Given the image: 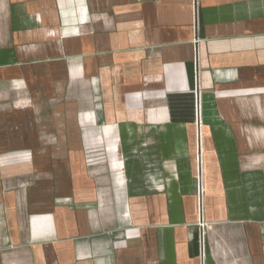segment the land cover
Returning <instances> with one entry per match:
<instances>
[{
  "label": "crops",
  "instance_id": "0c3cea01",
  "mask_svg": "<svg viewBox=\"0 0 264 264\" xmlns=\"http://www.w3.org/2000/svg\"><path fill=\"white\" fill-rule=\"evenodd\" d=\"M0 264H264V0H0Z\"/></svg>",
  "mask_w": 264,
  "mask_h": 264
},
{
  "label": "built area",
  "instance_id": "2783aa9c",
  "mask_svg": "<svg viewBox=\"0 0 264 264\" xmlns=\"http://www.w3.org/2000/svg\"><path fill=\"white\" fill-rule=\"evenodd\" d=\"M200 191H201V188H200Z\"/></svg>",
  "mask_w": 264,
  "mask_h": 264
}]
</instances>
